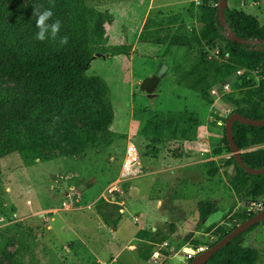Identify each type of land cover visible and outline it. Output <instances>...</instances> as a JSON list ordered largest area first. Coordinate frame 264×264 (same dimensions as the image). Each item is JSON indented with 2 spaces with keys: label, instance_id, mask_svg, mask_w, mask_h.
<instances>
[{
  "label": "rangeland",
  "instance_id": "1",
  "mask_svg": "<svg viewBox=\"0 0 264 264\" xmlns=\"http://www.w3.org/2000/svg\"><path fill=\"white\" fill-rule=\"evenodd\" d=\"M200 3L86 0L95 26L108 37L105 50L94 55L88 73L100 80L101 100L113 117L112 123L105 133L85 140L81 138V117H77L45 138L40 150L46 161L28 165L17 152L2 159L0 264H167L181 252L175 253V245L185 244L194 250L196 242L209 245L217 240L215 229L234 214H257L264 209L263 199L240 200L230 190L222 168L232 154L214 155L224 145L222 119L236 108L230 98H242L244 89L237 78L245 70L224 85L228 90L215 87L219 94L211 93L213 103L207 104L180 82L196 60V50L174 48L166 53V46L140 38L149 17L169 15L179 16L191 34L200 26ZM227 8L264 24V0H228ZM224 34L227 37L225 27ZM119 46L128 48V53L114 55ZM224 48L220 40L206 45L204 52L210 60H223ZM163 65L168 69L158 97L149 100L140 89L141 82ZM249 74V80L259 84L264 79V65ZM2 90L15 93L20 88L0 76ZM184 111L197 116L195 140L160 138L154 127L148 126L157 113ZM128 142L140 151L142 173L121 180ZM101 200L106 203L99 206ZM209 200L217 201L221 210L201 222L198 208ZM107 203L110 209L105 208ZM98 208L122 214L116 230L103 225ZM157 229L170 236L161 246L170 254L165 256L159 249L145 262L139 257L144 240L137 234ZM240 244L258 250V264H264V220Z\"/></svg>",
  "mask_w": 264,
  "mask_h": 264
},
{
  "label": "trees",
  "instance_id": "2",
  "mask_svg": "<svg viewBox=\"0 0 264 264\" xmlns=\"http://www.w3.org/2000/svg\"><path fill=\"white\" fill-rule=\"evenodd\" d=\"M219 3L220 0H201L198 7L200 26L191 34H188L179 16L169 15L160 19L149 17L140 38L166 46V53L174 48L196 50L197 58L187 67L180 82L207 104L213 103V88L232 82L238 71L245 70L237 78L238 86L244 89L242 98L231 96L236 108L229 117L238 113L252 120H262L264 79L259 84H253V80H249V71L264 65V24L255 17L227 8L226 22L237 37L262 41L259 45L234 42L225 36L219 22ZM36 5L51 8L54 13L52 20H61L59 36L69 37L67 45H59L58 40L41 42L35 39L38 29L33 12ZM94 23L86 0H0V76L8 77L20 88L15 93L0 91V184L2 159L17 152L28 165L37 160L46 161L47 157L40 150L45 138L60 131L66 123H72L73 119L81 117V138L85 140L105 133L111 125L113 117L101 100L100 80L88 73L94 55L105 50L108 40L104 31ZM220 40L225 43L221 55L223 60L208 59L205 46ZM128 51V48L119 46L114 55L127 54ZM228 118H223V123ZM148 126L154 127V134L160 138L164 135L188 141L198 138L197 116L186 111L157 113ZM224 133V145L216 149L214 155H222L225 151L232 154L225 128ZM233 135L242 151L244 164L253 169L264 168V126L253 127L236 122ZM222 169L230 190L240 200L264 201V174H248L233 155ZM104 203L106 201L101 200L99 206ZM109 207L107 203L105 208ZM108 210L98 208V213L106 226L116 230L122 214ZM198 210L203 222L221 208L217 201L209 200L201 202ZM254 215L234 214L215 229V242L209 245L196 242L195 250L204 246L211 248ZM259 224L237 236L207 264H258L259 251L240 242ZM137 238L144 240L139 257L145 262L170 240L162 229L155 232L140 230ZM184 247L185 244L175 245V253ZM161 251L165 256L170 254L169 250ZM191 261L192 258L186 262L175 258L167 264H189Z\"/></svg>",
  "mask_w": 264,
  "mask_h": 264
},
{
  "label": "water",
  "instance_id": "3",
  "mask_svg": "<svg viewBox=\"0 0 264 264\" xmlns=\"http://www.w3.org/2000/svg\"><path fill=\"white\" fill-rule=\"evenodd\" d=\"M227 3H228V0H220L219 6H218L219 7V22L221 23V26L223 25L225 27L228 33L227 38L234 42H238L240 44L255 45L256 42L239 38L232 32L226 20H224L225 11L227 9ZM167 69H168L167 65H163L157 74L147 77L141 82L140 89L149 100H153L158 97L160 84H161L162 78L165 75ZM236 122H239L240 124L253 126V127H261V126H264V119L252 120L250 118L242 116L241 114L234 113L227 119L225 123L227 139L229 142L232 155L237 160L240 167H242L248 174H252V175L264 174V168L253 169V168L247 167L244 164L243 159H242V151L236 145L234 135H233V128ZM263 220H264V209L258 212L257 214H255L254 216H252L251 218H249L248 220L244 221L240 225H238L225 238H223L221 241H219L217 244H215L211 248H208L204 251H201L200 253H197L196 250L185 246L181 250V252L176 255V259L184 262L189 259V256H192V261L190 262V264H207L209 260L219 250H221L226 245H228L237 236L246 233L252 226L259 224Z\"/></svg>",
  "mask_w": 264,
  "mask_h": 264
},
{
  "label": "clouds",
  "instance_id": "4",
  "mask_svg": "<svg viewBox=\"0 0 264 264\" xmlns=\"http://www.w3.org/2000/svg\"><path fill=\"white\" fill-rule=\"evenodd\" d=\"M33 15L36 16L35 27L38 31L35 34V39L38 41L52 40L57 41L59 45L64 46L69 42V37L64 35L59 36L62 22L59 19L52 20L54 15L51 8H43V5L34 6Z\"/></svg>",
  "mask_w": 264,
  "mask_h": 264
},
{
  "label": "built area",
  "instance_id": "5",
  "mask_svg": "<svg viewBox=\"0 0 264 264\" xmlns=\"http://www.w3.org/2000/svg\"><path fill=\"white\" fill-rule=\"evenodd\" d=\"M224 89L228 90L229 86H224ZM211 93L213 95H218L219 90L218 88H213ZM142 173L141 167V154L137 146L133 142H128L126 150H125V157L122 164L120 179L121 180H129L133 178H137ZM192 256H189L191 259Z\"/></svg>",
  "mask_w": 264,
  "mask_h": 264
},
{
  "label": "crops",
  "instance_id": "6",
  "mask_svg": "<svg viewBox=\"0 0 264 264\" xmlns=\"http://www.w3.org/2000/svg\"><path fill=\"white\" fill-rule=\"evenodd\" d=\"M98 214H99V213H98ZM98 218H99V220L103 223V225H105L104 222H103V219H102V217H101L100 215H98ZM122 218H123V216H122ZM156 219H157V218H156ZM156 219H155V220H156ZM145 220H146V218H145ZM158 220H159V219H158ZM145 224H147V222H146ZM103 225H102V226H103ZM105 226H106V225H105ZM107 227H108V226H107Z\"/></svg>",
  "mask_w": 264,
  "mask_h": 264
}]
</instances>
